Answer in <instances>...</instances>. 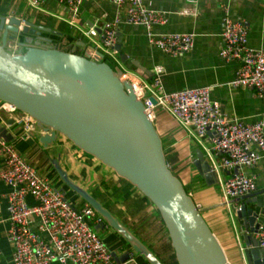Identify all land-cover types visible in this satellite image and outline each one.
<instances>
[{
    "label": "crops",
    "instance_id": "crops-1",
    "mask_svg": "<svg viewBox=\"0 0 264 264\" xmlns=\"http://www.w3.org/2000/svg\"><path fill=\"white\" fill-rule=\"evenodd\" d=\"M1 3L4 5V0H1ZM20 3L27 5L25 10H23V7L21 11L19 10ZM7 4L9 13L6 16L4 14H0V16L16 17L23 22H30L24 19V16H30L31 23L44 27H46L44 19H40V22L38 17L40 15L43 17L51 16L54 18V20H51L53 26L47 28L62 33L63 38L70 42L72 41L67 37L83 43L84 48L82 47V49L84 51L95 45L85 36L86 30L93 27L101 29L106 23L113 22L119 16L125 15V10L122 11V8L116 6L113 2L85 0L75 20V25H77L72 27L67 24L66 17H70L69 11L66 6L59 4L56 0H45L42 10L32 9L25 0H11ZM147 5L169 19L166 25L154 27V33L157 36L166 34L193 35L195 36V47L191 52L185 54H165L160 49L150 45L144 27L130 25L122 18L123 20L117 27L122 49L120 52L117 51L116 54L119 55L124 64H129V67L133 70L134 77L127 73L128 77L138 84H152L157 78V69L162 68L161 78L166 92L172 93L187 88L209 87L212 99L221 105L223 112L228 116L244 120L247 123L264 122V97L256 95L255 91L230 88L228 83L234 78L238 63H225L219 55L223 45L221 35L225 9L230 11L234 19L244 22L248 27L250 48L257 51L264 50V2L261 0H147ZM36 21L40 23L37 24ZM68 27L69 30H67ZM73 30L77 32H71ZM42 33L37 32L34 38L41 34V37L46 38L48 41L51 40L53 44L62 39V37L53 33H44V35ZM45 34L55 35L58 38L57 42ZM9 47L14 52L19 49L17 44H11ZM113 64L116 63L113 62ZM5 105L6 103L0 100V127L6 125V121H15L13 126L7 125V131L15 138L11 144L41 178L48 180L55 189L67 192L68 198V189L63 185L64 183L53 165V159L58 157L61 158L60 164L62 167L65 165L63 168L69 173L70 178L83 188L99 194L102 182L107 179L112 181L116 188L106 191L105 196L110 198L122 196L123 199L124 197L131 198L134 196L131 198L132 200L145 201L135 188L114 175L111 170H101V166L90 165L89 158L83 154L84 157L79 152L81 150L72 145L66 138L61 139V136L54 145L45 149L39 142L40 132L33 130V121L18 120L21 118L20 115L18 116V112H10L5 109ZM154 124L163 140L165 151L169 154L167 162L172 158L176 159L179 171L177 173L171 167L169 168L187 187L195 204L202 210L207 223L210 222L213 225L215 231L208 223L220 240L226 254L229 256L228 258H231L229 248L232 245L233 234L235 238L239 236L237 240L235 239L237 242L240 238V242L238 241L239 248L241 246L245 249V254L249 256L251 264H254L255 259L252 251L256 250V247L253 242L248 239L245 240L244 227L239 224L236 216V211L243 202L237 203V200L227 201L220 183L216 184L218 187L207 183L195 165L198 160L197 150L200 149L195 137L175 121L169 112L158 109ZM92 166L96 168V172L92 171ZM3 167L4 159L0 157V170ZM221 172L226 181L230 176L229 171L221 170ZM243 172L256 178L257 190L254 193H260L256 200L260 203L258 209L262 214V220H264V156L257 165L253 168H245ZM220 178L222 180L221 173ZM89 180H91V184H88ZM11 192V187L0 181V264H14L13 244L9 241L11 222L7 211ZM28 200L31 205L36 204L32 197H29ZM76 200L79 204L76 205L77 208H81L86 204L83 201ZM105 200H108V198ZM136 203L138 206L137 209L133 210L134 220L140 219L141 216L140 222L145 224L150 220V216L155 215L154 208L149 205L145 209L143 204L140 208V204ZM124 206L128 208L126 205ZM131 206L129 209H131ZM125 207L122 208L125 209ZM248 207L255 208L256 204H249ZM144 216H146V219H143ZM38 224L39 221L34 218L33 229H37ZM125 225L132 232L131 228L127 224ZM142 226V231L141 229L139 233L133 231V234L142 242L153 245L152 251L166 262L165 245L167 241L153 243ZM109 230H111V227L106 226L102 232ZM41 237L48 240L45 233H42ZM255 238V236L252 237L253 240H256ZM101 239L108 246L111 253L116 254L118 257H123L128 252L129 254L134 253V261L130 264H148L147 260L135 253L130 244L114 230L107 236L101 237ZM51 264L62 263L55 260ZM67 264L73 263L68 262ZM169 264H175L172 257Z\"/></svg>",
    "mask_w": 264,
    "mask_h": 264
},
{
    "label": "water",
    "instance_id": "water-1",
    "mask_svg": "<svg viewBox=\"0 0 264 264\" xmlns=\"http://www.w3.org/2000/svg\"><path fill=\"white\" fill-rule=\"evenodd\" d=\"M37 32L53 33L62 39L53 44L41 36L34 38ZM63 37L50 28L0 16V100L16 108L21 117L18 120L33 121V130L40 132L39 142L45 149L62 136L137 188L160 212L178 264H232L202 210L169 168L163 140L124 71L111 66L93 46L84 51L83 43ZM121 43L116 51H121ZM11 44L18 45L17 52L9 47ZM14 122L6 121L0 127V139L8 143L15 139L7 131V125ZM197 153L195 165L200 174L209 185L219 184L202 151ZM60 160L53 159V165L62 181L103 219L95 230L102 232L110 226L149 264H163L99 200L70 178ZM258 194L237 199V203H243L236 211L245 240L255 247L258 244L252 236L264 223ZM249 204L256 207L249 208ZM252 255L254 264H264L263 249L253 250ZM113 257L125 263L129 252Z\"/></svg>",
    "mask_w": 264,
    "mask_h": 264
},
{
    "label": "built area",
    "instance_id": "built-area-1",
    "mask_svg": "<svg viewBox=\"0 0 264 264\" xmlns=\"http://www.w3.org/2000/svg\"><path fill=\"white\" fill-rule=\"evenodd\" d=\"M25 1L34 10H42L45 4V0ZM56 1L66 6L71 18L70 25L76 27L75 20L85 0ZM92 1L113 2L122 11L125 10L124 16L106 23L103 28L93 27L85 32V36L95 44V50L102 52L107 60H111L112 52H117V27L123 19L130 25L144 27L150 45L165 54H185L195 47L193 35L157 36L154 27L166 25L169 19L149 8L147 0ZM224 11L223 45L219 55L225 63H238L236 74L228 86L255 91L256 95L264 97V50L250 48L248 27L234 19L228 9ZM156 73L157 78L152 84L131 81L151 120L157 119L158 109H164L193 134L211 171L217 175L227 201L253 194L257 190L256 178L243 172V169L253 168L263 159L264 122L247 123L228 116L221 105L212 99L209 87L166 92L161 78L163 69L158 68ZM125 77L130 80L127 74ZM5 109L17 112L9 104L5 105ZM25 121L30 122V118ZM0 157L4 159L0 181L12 189L7 211L11 222L9 241L13 244L14 264H51L55 260L62 264H130L134 261L135 254L132 253L125 263L116 262L95 230L103 222L96 211L87 203L77 208L69 201L67 194L64 195L48 180L41 178L14 146L2 139ZM221 170L229 171L230 176L226 181L220 178ZM29 197L35 200V205L30 204ZM34 218L39 221L37 229L32 226ZM42 233L48 236V240L41 237ZM254 236L258 244L256 249L264 250V223ZM239 249L244 255L243 259L246 258L245 249L241 246Z\"/></svg>",
    "mask_w": 264,
    "mask_h": 264
},
{
    "label": "rangeland",
    "instance_id": "rangeland-1",
    "mask_svg": "<svg viewBox=\"0 0 264 264\" xmlns=\"http://www.w3.org/2000/svg\"><path fill=\"white\" fill-rule=\"evenodd\" d=\"M67 18V24H70V17L68 16V17H66ZM77 25V24H76ZM69 26V25H68ZM78 27V26H77ZM67 30H69V27L67 28ZM87 31V30H86ZM71 32H73V33H75V32H77L76 30H73V31H71ZM94 46V45H93ZM17 52V51H16ZM113 62L114 63H116V64H113ZM108 63L109 64H111V66H115V65H118L123 71H124V73L125 74H127L128 73V75H130L131 74V76L132 77H134L133 75H135L132 71L133 70H131V67H129V64H124L121 60H120V57H119V55L118 54H115L114 52H112V54H111V60H108ZM130 79V81H132V78H129ZM139 83H141V82H139ZM155 122V121H154ZM64 137H61V139H63ZM72 144V143H71ZM73 145V144H72ZM199 146V145H198ZM69 148H70V144H69ZM79 152H81L82 153V155L83 154H85L86 155V157L87 158H89V160H90V162H89V164L90 165H93V166H95V167H98V166H101V170H103V169H108V168H106L105 166H103V165H101V163H99L96 159H94L92 156H90V155H88V154H86V153H84L83 151H79ZM84 156V155H83ZM85 157V156H84ZM171 162V163H170ZM170 163V165H169V167H171L175 172H177L178 173V171H179V167L177 166V160L176 159H174V158H172L169 162H168V164ZM92 166V171H95L96 172V168H94ZM63 167H65V165H63ZM109 170V169H108ZM107 172H109V171H107ZM220 173H221V176H222V180L223 181H225L224 179V176L222 175V172L220 171ZM120 178V177H119ZM90 181L91 180H89V182H88V184H91L90 183ZM64 183V182H63ZM62 183V184H63ZM64 186H66L67 187V189H68V193H69V201L70 202H72V204H74L75 206L76 205H79L78 204V202H77V200L76 199H78L79 201H83V199L78 195V194H76L73 190H71L65 183L63 184ZM131 185V184H130ZM132 186V185H131ZM217 187H218V185H216ZM108 200L109 201H101V203L102 204H104V205H106V207H108V210L116 217V218H118L119 220H120V222H124L125 224H127L130 228H131V230H132V233H133V231L135 232V233H139V231H140V229H141V231H142V228H141V225H142V223L140 222L141 221V219H142V217L140 216V219H138V220H134V215H133V210L134 209H137V204H135L136 203V200H131L133 203H132V206H131V209H129V208H125V209H123L121 206H119V205H117V204H115V207L113 206V202H115L116 201V199L115 198H110L109 196H108ZM84 202V201H83ZM85 203V202H84ZM77 207V206H76ZM110 209H112V210H110ZM200 209V208H199ZM234 216H235V212H234ZM98 217H100V215H98ZM122 222V223H123ZM123 223V224H124ZM209 223V225H210V227L215 231V229H214V227H213V225L210 223V222H208ZM124 224V225H125ZM228 225H229V223H228ZM230 225H231V223H230ZM126 226V225H125ZM110 226H108V228H109ZM128 228V227H127ZM129 229V228H128ZM112 228H111V230H109V231H106V232H98L99 233V235H101V237L103 238L104 236H107L109 233H111L112 232ZM237 235H238V231H237ZM237 237H239V236H236V238H235V236L232 234V240H231V243H232V245L230 246V251H232V252H230L229 251V255H230V260H231V263H233V264H245V262H246V264H251V261H250V259H249V256L247 255V254H245V256H246V258L244 257V259H243V253H241V251H240V249H239V243H238V241L236 242V240H237ZM236 239V240H235ZM238 243V244H237ZM144 244L147 246H149V244H147L146 242H144ZM242 245H243V242H242ZM134 252V251H133ZM233 254H235V256H233ZM229 257V256H228ZM145 259V258H144ZM159 259V258H158ZM146 260V259H145ZM244 260H245V262H244ZM233 261V262H232ZM148 262V261H147Z\"/></svg>",
    "mask_w": 264,
    "mask_h": 264
},
{
    "label": "trees",
    "instance_id": "trees-1",
    "mask_svg": "<svg viewBox=\"0 0 264 264\" xmlns=\"http://www.w3.org/2000/svg\"><path fill=\"white\" fill-rule=\"evenodd\" d=\"M10 1L11 0H4V5H2V3H1V0H0V14H4L5 16L9 13V9H8V2L10 3ZM26 6L27 5H22V3H20V5H19V7H20V11L22 10L21 8L23 7V10H25V8H26ZM19 15V14H18ZM25 18L24 19H26L27 21H30L31 22V17L30 16H28V17H26V16H24ZM40 19H44V22L46 23V27H50V28H52V26H53V24H52V22H51V20H54V18H52L51 16H47V17H43L42 15H40L39 17H38V20L41 22V20ZM40 22H35V23H37V24H39ZM43 35H44V33H42ZM47 37H50V38H53V39H55L56 40V42H57V40H58V38L55 36V35H52V34H45ZM40 36H41V34H40ZM67 38H69L72 42H74V43H77V42H79L78 40H76V39H73V38H71V37H67ZM51 41V40H50ZM52 42V41H51ZM106 61H108L107 59H105ZM164 151H165V148H164ZM165 156H166V159H167V161H168V159H169V154L168 153H166V151H165ZM113 172V171H112ZM113 174L114 175H116L114 172H113ZM174 174V173H173ZM175 175V174H174ZM117 176V175H116ZM176 176V175H175ZM122 179V178H121ZM122 180H124V179H122ZM124 181H126V180H124ZM127 182V181H126ZM127 183H129V182H127ZM130 184V183H129ZM133 188H135L134 186H132ZM185 187V190H186V192H187V194H189L190 195V192H189V190L187 189V187L186 186H184ZM116 188V186H114L113 184H112V181H108L107 179H106V181L104 180L103 182H102V184H101V192L99 193V194H101L102 196V198H108V196H105L104 194H105V192L107 191H110V190H114ZM136 189V191L139 193V195H140V197L142 196V198H144L145 199V201H142V200H139V201H136V202H138L139 204H140V208H141V205L143 204L144 205V208L145 209H147V206H152L153 208H154V213H155V215L154 216H150L149 217V221L148 222H145V224H142L143 226V229H144V231H145V233L146 234H148L149 236H150V238H151V240L153 241V243H155L156 241H157V243H160V242H165V241H167L166 242V245H165V251L167 252L166 253V255H167V260H166V262L165 261H163V259L160 257V256H158L156 253H154L153 251H152V249H153V245H147V247L157 256V258H159V260L163 263V264H169L170 263V259H171V257H172V259H173V262L175 263V264H178V262H177V259H176V254H175V250L173 249V247H172V242H171V239H170V236H169V232H168V230H167V228H166V225H165V223H164V221H163V218H162V216H161V214H160V212L158 211V209L154 206V204L153 203H151L137 188H135ZM134 197V196H133ZM133 197H131V198H133ZM131 198H127V197H124V199L122 198V196H118V197H116L115 199L116 200H118V201H115V202H113L114 204H113V206L115 207V203L117 204V205H119V206H121V207H125L124 205H126L128 208H130V206H131V204L133 203L131 200ZM100 202L101 201H109V200H99ZM148 202V203H147ZM135 204H137V203H135ZM104 205V204H103ZM105 207H106V205H104ZM137 206H138V204H137ZM106 208H108V207H106ZM126 208V207H125ZM110 210H112V209H110ZM204 217V216H203ZM143 219H146V216H144V218ZM205 219V218H204ZM206 220V219H205ZM207 222V221H206ZM228 256V255H227ZM229 260H230V258H229ZM230 262H231V260H230ZM149 264V263H148Z\"/></svg>",
    "mask_w": 264,
    "mask_h": 264
},
{
    "label": "flooded vegetation",
    "instance_id": "flooded-vegetation-1",
    "mask_svg": "<svg viewBox=\"0 0 264 264\" xmlns=\"http://www.w3.org/2000/svg\"><path fill=\"white\" fill-rule=\"evenodd\" d=\"M82 187V186H81ZM83 188V187H82ZM85 189V188H84ZM87 190V189H85ZM96 200H105L104 198H102L99 194H96L94 191H89L87 190ZM68 195V194H67Z\"/></svg>",
    "mask_w": 264,
    "mask_h": 264
},
{
    "label": "bare ground",
    "instance_id": "bare-ground-1",
    "mask_svg": "<svg viewBox=\"0 0 264 264\" xmlns=\"http://www.w3.org/2000/svg\"><path fill=\"white\" fill-rule=\"evenodd\" d=\"M135 89V88H134ZM135 93H136V89H135ZM137 95V94H136ZM138 96V95H137ZM70 143H72L70 140H68ZM73 144V143H72ZM149 263V262H148Z\"/></svg>",
    "mask_w": 264,
    "mask_h": 264
}]
</instances>
